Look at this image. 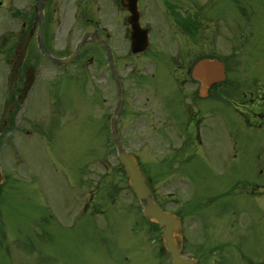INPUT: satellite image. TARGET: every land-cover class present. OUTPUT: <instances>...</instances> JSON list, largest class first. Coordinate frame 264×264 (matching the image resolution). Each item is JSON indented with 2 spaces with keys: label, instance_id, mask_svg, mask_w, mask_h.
<instances>
[{
  "label": "flooded vegetation",
  "instance_id": "af4514ba",
  "mask_svg": "<svg viewBox=\"0 0 264 264\" xmlns=\"http://www.w3.org/2000/svg\"><path fill=\"white\" fill-rule=\"evenodd\" d=\"M193 1L0 0V106H8L2 132L5 183L20 182L25 190L30 185L35 188L26 168L31 162L28 155L33 153L59 162V174L68 183V206L56 210L48 203V212L38 223L46 219L50 224L37 229L38 235H49L55 223L68 224L73 230L77 217L92 215L93 209L102 206L100 199L107 198L101 195L106 185L105 175L100 174L103 169H123L110 141L120 92L115 72L125 90V104L116 118L119 133L138 157L156 201L180 216L182 255L193 264H264L263 147L252 159V176L235 177L221 193L203 194L217 190L209 184L208 189L190 195L195 184L190 185L187 176L178 171L194 157L207 156L205 139L214 137L210 134L218 128L220 110L222 84L212 82L205 91L203 82L193 75L195 63L206 53L216 52L214 38L208 40L213 43L212 51L206 52L203 0ZM132 9L139 14L142 31L147 30L148 44L145 40L142 47L146 48L138 53L131 51ZM88 28L91 34L73 59L63 65L51 59L70 56ZM98 34L104 44L98 42ZM143 39L139 35L140 43ZM27 41L28 50L22 54ZM21 56L23 63L14 76V64ZM156 76L163 86H174V95L168 96L169 91L160 95L151 88L153 83L147 77ZM174 137L180 140L174 141ZM94 139L103 140L96 168L99 179L93 176ZM155 140L159 148L153 146ZM18 149L23 154L17 160L13 151ZM158 156L159 161L172 163L170 172L154 165ZM68 168L79 171L78 179L71 177ZM237 183L251 185L248 190L239 184L241 195L254 193L249 209L232 202ZM38 186L45 191L43 183ZM121 187L124 185L119 183L110 189L111 207L119 204L116 193ZM126 191L136 226L140 206L131 190ZM142 221L155 235L152 248L140 250L142 264H172L162 244L163 229L156 222ZM130 258L126 254L120 263Z\"/></svg>",
  "mask_w": 264,
  "mask_h": 264
},
{
  "label": "rangeland",
  "instance_id": "374dc122",
  "mask_svg": "<svg viewBox=\"0 0 264 264\" xmlns=\"http://www.w3.org/2000/svg\"><path fill=\"white\" fill-rule=\"evenodd\" d=\"M205 1V26L210 25L215 30L214 53L224 59L228 66V79L221 86V96L235 101L240 107L233 113L227 105L220 103L216 117L218 128L210 134L211 137L214 136L211 140L207 139V142L205 139L204 152L207 156L194 157L190 163H183L178 168L179 172L187 176L190 185L195 184V192L192 193L189 189L192 196L194 193L199 194L204 188L208 189L209 184L217 190L203 194L221 193L230 184L227 182L234 181L235 177L252 176L254 166L251 160L261 147L264 149V127H257L264 124V117L259 125L256 122V125L249 124V120L254 121V113L259 110L254 98L259 97L264 101V0ZM206 33L211 35V28ZM208 39L210 38L206 36L205 42H208ZM212 49L213 43L207 51ZM147 79L152 81L151 88H156L160 95L165 91H169L168 96L174 95V86H163L159 82V76ZM258 101L260 102L259 99ZM172 117L176 119L173 115ZM173 139L180 140L176 137ZM237 142H241V147L248 146L251 153L239 156ZM99 145L100 141L94 139V150ZM153 146L159 148L160 144L155 140ZM22 147L21 144V149ZM164 150L166 151V147ZM13 152L17 160L23 154V150L19 149ZM28 157L34 166L30 162L26 168L32 175L35 188L31 187L30 183H24L26 186L30 185L25 190L19 182L6 184L0 190V264H121L126 254L131 258L125 261V264L143 263V254L139 249H151V239L155 235L151 232L148 234L147 231L148 238L145 234L143 238L141 232L132 229L134 218L125 215L132 202L126 191V179L120 170L112 168L107 177L103 178L106 183L103 195L107 192L108 198L111 188H116L119 183L124 185L116 193L120 200L117 205L122 212L118 207L108 206L106 213L101 216L87 214L77 217L71 231L67 225L55 223L53 232L39 237L36 229L39 230L47 224L43 220L39 223L38 221L44 213L47 214L48 203L56 210L68 206V183L67 179L59 174L62 173L59 162H53L52 158L46 157L45 154L42 156L33 153ZM0 158L5 164L4 151ZM159 159L160 156L154 160V165L158 169L163 166L164 171L170 172L172 163ZM68 169L71 177L78 179L79 171ZM256 169H259V161ZM94 178L99 179L100 176L94 172ZM54 181L58 182L53 183ZM40 182L44 185L43 192L38 186ZM250 201L254 200L234 198L232 202L236 203L237 207L244 209L245 205L249 209ZM99 213L96 212L95 215ZM131 214L133 215L132 212ZM258 241L260 242V237ZM151 264L157 262L152 261Z\"/></svg>",
  "mask_w": 264,
  "mask_h": 264
},
{
  "label": "water",
  "instance_id": "95a60500",
  "mask_svg": "<svg viewBox=\"0 0 264 264\" xmlns=\"http://www.w3.org/2000/svg\"><path fill=\"white\" fill-rule=\"evenodd\" d=\"M134 36L138 33V28ZM81 45V44H80ZM133 45L136 46L135 41ZM79 48V47H78ZM135 50V49H134ZM78 49L75 51L74 55ZM73 55V56H74ZM194 74H199L205 80H222L224 78V64L218 59L205 58L197 63L194 68ZM121 86V104L123 100V87ZM4 125V118L0 121V130ZM113 138L117 144L120 159L128 173L129 182L140 198L141 205L143 206L144 214L149 219H154L160 223L161 226L166 225L164 232L165 245L173 254L175 264H187L188 260L180 256V236L182 232L181 221L172 212L165 211L153 198L152 191L145 181L143 172L136 160V158L126 150L124 147L117 129H113ZM3 178L0 168V180Z\"/></svg>",
  "mask_w": 264,
  "mask_h": 264
}]
</instances>
